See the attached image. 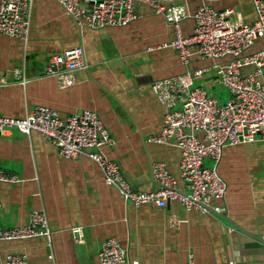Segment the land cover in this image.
Returning <instances> with one entry per match:
<instances>
[{
	"label": "crops",
	"instance_id": "0c3cea01",
	"mask_svg": "<svg viewBox=\"0 0 264 264\" xmlns=\"http://www.w3.org/2000/svg\"><path fill=\"white\" fill-rule=\"evenodd\" d=\"M99 0H82L90 8ZM168 5L166 0H155ZM193 14L201 0H177ZM217 10L237 7L245 22L255 21L252 0H219ZM138 18L124 27L92 30L80 28L56 0H34L27 44L0 36V115L23 117L39 105L57 109L63 118L82 110L99 113L116 144L106 148L134 189L157 190L154 165L165 162L179 179L180 150L150 139L161 133L166 105L154 85L184 75L214 61L194 56L184 67L173 47L152 52L150 46L170 44L172 26L148 3L137 6ZM192 34L195 21L183 22ZM84 49L83 68L75 72L76 84L60 88L46 75L51 58L70 48ZM264 47L260 40L252 51ZM207 74L196 82L225 102V88ZM180 103L177 102V108ZM211 165V162H207ZM0 168L21 176L18 184L0 183V225L27 224L35 210L47 214L51 240L46 237L1 243L2 255L26 254L29 264H100L102 243L117 239L131 260L146 264H264V241L231 231L214 214L187 209L172 201L166 208L136 206L108 186L100 166L86 155L63 158L38 132L26 136L17 130L0 135ZM218 171L227 184L223 200L228 218L264 240V143L226 147ZM82 227L81 242L72 229Z\"/></svg>",
	"mask_w": 264,
	"mask_h": 264
},
{
	"label": "built area",
	"instance_id": "2783aa9c",
	"mask_svg": "<svg viewBox=\"0 0 264 264\" xmlns=\"http://www.w3.org/2000/svg\"><path fill=\"white\" fill-rule=\"evenodd\" d=\"M56 1L80 28L92 30L129 25L138 18V4L146 2L165 16L174 33L170 44L150 46L146 51L173 47L184 67L191 64L194 56L214 61L154 85L166 105V114L161 133L150 140L180 150L179 176L184 189L179 188L178 177L165 162L154 165V177L160 184L157 190L134 189L119 165L107 156L106 148L116 144V140L95 110L86 109L63 118L57 109L39 105L23 117L0 115V135L12 130L26 136L38 132L63 158L86 155L100 166L105 183L117 188L123 199L136 206L166 208L170 202L179 201L188 210L226 213L225 205H213L215 200L224 199L228 189L218 171L224 149L264 143V47L252 51L258 41L264 40V0H252L256 12L253 23L243 21L235 6L217 10L211 5L219 0H201L203 3L193 14L177 0H166L168 5L155 0H99L90 8L83 7L82 0ZM33 2L0 0V36L28 43ZM188 18L195 21L192 34L184 32L183 22ZM84 66V49L70 48L51 58L46 75L56 78L60 88H70L76 84L75 72ZM207 74L214 76L213 84L227 90L229 97L225 102L196 83ZM7 85L0 81V87ZM21 182L19 174L0 168V183ZM2 207L0 200V210ZM72 233L75 241L83 240L82 227L73 228ZM39 237L51 240L48 217L41 210L33 211L27 224L11 228L0 225V264H29L26 254L9 253L4 257L2 242ZM99 260L100 264H146L131 260L126 247L114 238L102 243ZM187 264H195L192 255Z\"/></svg>",
	"mask_w": 264,
	"mask_h": 264
},
{
	"label": "water",
	"instance_id": "95a60500",
	"mask_svg": "<svg viewBox=\"0 0 264 264\" xmlns=\"http://www.w3.org/2000/svg\"><path fill=\"white\" fill-rule=\"evenodd\" d=\"M212 3H213V2H212ZM212 3H211V5H212ZM85 65H87L86 62H85ZM226 213H227V212H226ZM226 213H224V214H220V213H216V212L213 211V214H214V215H216L217 217H219V218H221L222 220L226 221V222L229 223L231 226H233L234 228H236L238 231H240V232H242V233H244V234H246V235H248V236H251V237L257 238V239H259L260 241H264V240H263L262 238H260L259 236H257V235H253V234L247 232L245 229H243L242 227H240L237 223L231 221V220L228 218V216H227Z\"/></svg>",
	"mask_w": 264,
	"mask_h": 264
},
{
	"label": "clouds",
	"instance_id": "9594fccd",
	"mask_svg": "<svg viewBox=\"0 0 264 264\" xmlns=\"http://www.w3.org/2000/svg\"><path fill=\"white\" fill-rule=\"evenodd\" d=\"M256 20V19H255ZM247 23V22H246ZM250 23H252V22H250ZM237 230V229H236ZM238 231V230H237Z\"/></svg>",
	"mask_w": 264,
	"mask_h": 264
},
{
	"label": "rangeland",
	"instance_id": "374dc122",
	"mask_svg": "<svg viewBox=\"0 0 264 264\" xmlns=\"http://www.w3.org/2000/svg\"><path fill=\"white\" fill-rule=\"evenodd\" d=\"M253 22H254V21H253ZM253 22H252V23H253ZM2 116H3V115H2ZM189 257H190V256H189Z\"/></svg>",
	"mask_w": 264,
	"mask_h": 264
}]
</instances>
